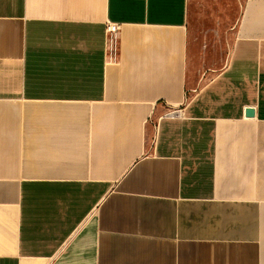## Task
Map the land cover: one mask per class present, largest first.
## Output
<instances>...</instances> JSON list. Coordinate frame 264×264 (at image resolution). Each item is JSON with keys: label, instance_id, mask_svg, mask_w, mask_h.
<instances>
[{"label": "crops", "instance_id": "crops-1", "mask_svg": "<svg viewBox=\"0 0 264 264\" xmlns=\"http://www.w3.org/2000/svg\"><path fill=\"white\" fill-rule=\"evenodd\" d=\"M193 1L0 0V264H264V0L201 71Z\"/></svg>", "mask_w": 264, "mask_h": 264}, {"label": "rangeland", "instance_id": "rangeland-1", "mask_svg": "<svg viewBox=\"0 0 264 264\" xmlns=\"http://www.w3.org/2000/svg\"><path fill=\"white\" fill-rule=\"evenodd\" d=\"M236 0H194L189 15L195 66L220 69L229 55Z\"/></svg>", "mask_w": 264, "mask_h": 264}, {"label": "built area", "instance_id": "built-area-1", "mask_svg": "<svg viewBox=\"0 0 264 264\" xmlns=\"http://www.w3.org/2000/svg\"><path fill=\"white\" fill-rule=\"evenodd\" d=\"M118 29V25L116 23H108L106 25V31H107V34H108V40H109V43L111 44V47L113 48L114 46V42H115V35H116V31ZM167 116H180L182 115V113H178V112H169V113H166Z\"/></svg>", "mask_w": 264, "mask_h": 264}, {"label": "water", "instance_id": "water-1", "mask_svg": "<svg viewBox=\"0 0 264 264\" xmlns=\"http://www.w3.org/2000/svg\"><path fill=\"white\" fill-rule=\"evenodd\" d=\"M245 113H246L247 115H251V114L253 113V111H252V109H246V110H245Z\"/></svg>", "mask_w": 264, "mask_h": 264}]
</instances>
